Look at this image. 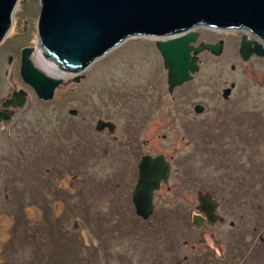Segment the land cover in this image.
Segmentation results:
<instances>
[{"label": "rangeland", "instance_id": "1", "mask_svg": "<svg viewBox=\"0 0 264 264\" xmlns=\"http://www.w3.org/2000/svg\"><path fill=\"white\" fill-rule=\"evenodd\" d=\"M41 4L19 0L0 44L2 98L21 86L29 92L26 105L0 123V264H220L226 245L219 239L228 240L231 218L210 224L206 243L212 248H207L203 228L193 222L198 196H223L221 212L257 210L264 201L258 193L240 190L248 183L241 176L230 190L231 184L216 181L212 169L233 143L227 135L215 140L222 136L216 128L211 134L195 130L192 120H200L197 102L207 104L209 116L221 111L220 88L226 79L246 94L232 99L231 108L243 100V110L250 108L246 99L253 78L236 49L238 38L251 31L195 27L202 38L225 40L224 53L202 58L193 82L173 91L157 39L150 36L130 37L75 81L78 74L53 73L38 61ZM27 47L35 48L30 58L39 68L64 80L52 100L40 99L21 77ZM215 65L222 66L219 80L212 74ZM263 93L256 91L257 111ZM99 119L106 123L101 131ZM239 148L247 152L242 144ZM149 152L165 153L172 175L155 195L154 213L143 219L135 212L132 193L139 179L138 158ZM235 262L248 259L240 255Z\"/></svg>", "mask_w": 264, "mask_h": 264}, {"label": "water", "instance_id": "2", "mask_svg": "<svg viewBox=\"0 0 264 264\" xmlns=\"http://www.w3.org/2000/svg\"><path fill=\"white\" fill-rule=\"evenodd\" d=\"M18 1L0 0V44L11 28ZM41 3L39 50L58 67L78 74L75 81H80L81 72L96 60L137 34L157 39V47L169 70L171 91L192 80V73L199 69L197 61H191L193 44L199 35L193 29L198 25L243 27L264 40V0H41ZM249 41V35L245 34L240 49L244 59ZM206 46L222 53L220 44ZM259 47L264 54V47ZM203 49L199 46L196 52ZM34 50L33 47L23 50L21 77L40 99L49 101L64 80L49 77L35 67L30 58ZM27 98L26 90L15 91L4 106L23 108ZM11 118L0 109V122ZM105 125V121L99 119L97 129L104 130ZM170 172L171 165L164 154L143 157L132 193L139 217L149 219L154 213V194L162 183H169ZM199 201L197 208L204 211L210 221H215L218 202L209 193L200 195ZM200 217H194L197 226L203 223Z\"/></svg>", "mask_w": 264, "mask_h": 264}, {"label": "flooded vegetation", "instance_id": "3", "mask_svg": "<svg viewBox=\"0 0 264 264\" xmlns=\"http://www.w3.org/2000/svg\"><path fill=\"white\" fill-rule=\"evenodd\" d=\"M195 32H197L199 35L197 37V42L193 44V50L191 51V61L196 60L200 69V65L203 60L202 58H206V56L212 59L219 58L222 55V53H224L225 40L223 39L213 40L209 37L202 38L200 37L199 31H195ZM249 39L250 41L248 42L249 44L247 45L246 48L247 58L244 59L240 51L243 42V35L238 38L236 53L240 62L246 67H248L249 70L248 71L246 70V72L250 75V78H253V80L251 79L249 83L250 89L247 93L248 96L246 99L248 103L251 102L250 108H248L246 111L243 110V106L241 105H243V102L245 100H243L241 103L240 101H236L235 104L236 105L238 104L237 107L231 108L232 99H236L238 95L244 97L246 94L243 95V89L240 88L239 85H237L236 81L230 82L228 79H226L224 80L222 87L220 88V91L222 92V96H223V102H222L223 108L221 109V111L216 112L215 115L212 114L211 116H209V108L207 104L203 102H197L194 105V111L197 113L198 116H200L199 117L200 120L193 119L192 122L193 124L196 125L194 128L195 130H199L200 132L203 133L205 129V134H211L212 133L211 128H216V131L214 132H217V134H221L222 136L218 137V139L215 140L223 141L225 138L230 137L231 140H229V142L233 143L234 148H232V150L231 148L228 149L229 151L225 153V157H221L220 161L217 163L218 166L215 169H212V171L215 172L216 181L221 186L231 184L232 186L229 187L230 190L231 188L235 187V185L233 184L234 178L241 176L249 184L246 183L247 185H244L240 190H244L251 194L258 193V197L263 198L262 201H264V100L262 104H259L262 107V109H259L258 111L255 110L256 107L255 104L253 103V100L256 103V96H257L256 91L264 92V54H262V51L260 50L259 47V45L264 47V40L255 37V35H253L251 32L249 34ZM209 44H212L214 46L220 44L222 46V53L218 54L216 50L206 46ZM199 46H203L205 49L197 53L196 48H198ZM234 69L235 66H233V70ZM258 70L260 71L258 72ZM197 72L198 71L192 73V80L185 82L180 86L192 83L196 77ZM212 74L215 79L219 80L221 76H223L222 66L215 65V69L212 72ZM229 82L232 84L229 85ZM214 84H216V82L213 83V85ZM208 85H210V83ZM214 88L215 87L213 86V89ZM18 89L26 90L25 88H23V86L19 87ZM228 89L230 90L228 91ZM16 90L14 89V91ZM13 92L11 94L9 93L5 98L4 97L2 98L3 87L0 85V108L3 111L10 114L11 116L13 115L16 109L20 108L14 106L7 108L4 106V103L9 98H11ZM227 92H228V96L226 95ZM28 97H29V92H28ZM199 109L200 111H198ZM231 121L234 122V125L230 124ZM107 127L111 128L110 123L107 124ZM224 136L225 138H223ZM113 139L116 141L117 137L113 136ZM229 142H227V145ZM240 144H242V147L245 148L247 152H242L241 150H239ZM136 148H137V153H140V148L138 147V144ZM106 152H108L107 149ZM231 152H233L232 156L227 157L228 156L227 154ZM160 154H164L166 160L171 165V173L169 177V181H170L172 175L171 160L168 159L165 153H160ZM160 154H154L152 152L141 153L137 163L138 172H139V165L144 156L149 155L155 157ZM240 154H242L243 156ZM257 155L259 158L257 157ZM204 167H207L205 163H204ZM205 176L206 179H210L208 173H206ZM212 179L214 180L215 177ZM163 184L164 183H162V185ZM253 190L256 191L252 192ZM156 193L157 191L154 194V202H155ZM205 193H210V192H205ZM199 196H198V205H200ZM212 196L214 200L218 202L215 221H210L206 213L197 208L198 205H196L197 213L193 215L194 217L199 215L201 216L200 218L203 220L202 225H200V227L203 228L201 232L202 243L204 242L207 248H212V246H209L206 243L207 241L206 233H208L209 228L212 226L210 224H216L221 221L225 222L230 217L231 218L230 224L226 225L229 232L228 240L227 238L223 239V236L219 239L220 242L224 240L225 241L224 244L226 245L225 247H222L221 253L223 255H222V259L218 260L219 263L236 264L235 262L236 258L240 255H243L245 259L246 258L248 259V262L244 264H264V206L263 207L261 206L257 210L253 209L252 211L249 210L237 211L235 209H231V210H226L227 212H221V207L223 204L222 200L224 197L221 195H218L217 197H215L214 195ZM249 197L250 199H252V196H250V194ZM194 217H193V222H194ZM240 228L241 230L239 231ZM227 249H230L231 252H229ZM224 252H227L228 254H225ZM231 258H234L235 260L234 261L232 260L231 262Z\"/></svg>", "mask_w": 264, "mask_h": 264}, {"label": "bare ground", "instance_id": "4", "mask_svg": "<svg viewBox=\"0 0 264 264\" xmlns=\"http://www.w3.org/2000/svg\"><path fill=\"white\" fill-rule=\"evenodd\" d=\"M15 12V11H14ZM199 27V26H198ZM237 30V29H236ZM8 35V34H7ZM6 35V36H7ZM138 35H140V34H137L136 36H138ZM6 38V37H5ZM130 38V37H129ZM129 38H127V39H129ZM127 39H125L124 41H126ZM123 41V42H124ZM122 42V43H123ZM39 62L41 63V65H42V67H44L47 71H50V72H55V73H57V74H62V71L63 72H65V73H73V72H71V71H68V70H65V69H62V68H60V67H58L57 65H55L54 63H52L47 57H45L43 54H41V52L39 53ZM36 65V64H35ZM35 67H37L40 71H42V73L44 74L45 73V71H44V69H41V68H39V66L38 65H36ZM62 70V71H61ZM46 74V73H45ZM46 75H48V74H46ZM49 77H51L50 75H48ZM52 78H54V77H52ZM55 79H58V78H55Z\"/></svg>", "mask_w": 264, "mask_h": 264}]
</instances>
